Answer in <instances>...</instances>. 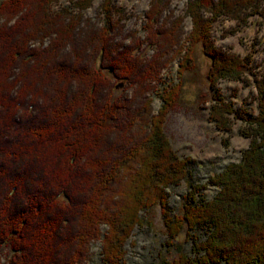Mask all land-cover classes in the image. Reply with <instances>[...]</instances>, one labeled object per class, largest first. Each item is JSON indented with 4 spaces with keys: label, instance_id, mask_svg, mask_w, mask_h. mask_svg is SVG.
<instances>
[{
    "label": "trees",
    "instance_id": "16d2710c",
    "mask_svg": "<svg viewBox=\"0 0 264 264\" xmlns=\"http://www.w3.org/2000/svg\"><path fill=\"white\" fill-rule=\"evenodd\" d=\"M60 1H0V264L3 248L9 264H85L99 239L104 260L124 264L123 245L156 205L167 244L185 229L192 241L191 254L164 264H264V77L255 80L257 114L227 101L219 81L243 80L253 60L212 36L220 18L242 27L264 16V0H186L183 15L172 0H151L145 38L126 45L116 38L123 15L113 0H102L100 23L84 18L94 0ZM200 45L211 59V121L228 132L241 119L251 141L239 162L191 184L173 215L167 188L188 177L193 159L177 154L164 125ZM174 62L176 81L160 87ZM152 94L162 101L157 111ZM208 185L219 188L211 199Z\"/></svg>",
    "mask_w": 264,
    "mask_h": 264
},
{
    "label": "rangeland",
    "instance_id": "374dc122",
    "mask_svg": "<svg viewBox=\"0 0 264 264\" xmlns=\"http://www.w3.org/2000/svg\"><path fill=\"white\" fill-rule=\"evenodd\" d=\"M150 2L151 0H113L114 6L123 15L121 27L116 32L117 40L124 39L126 45L133 39L134 34L142 39L145 38L144 18ZM101 3L102 0H94L93 5L85 11L84 18L100 23L103 17L100 13ZM60 4L69 5L66 0H61ZM185 5L186 0H172L170 8L175 15H183ZM232 28L238 31L236 30L235 34L225 33ZM190 29L191 21L188 17L185 19L184 32L187 34ZM212 36L217 46L242 56H251L252 66L243 80L222 79L217 86L225 99L233 102L236 108L257 114L255 80L264 77V16H253L248 25L242 27H237L234 20L220 18L213 26ZM145 47L142 53L150 58L153 50ZM210 62L211 59L203 53L201 45L198 46L195 62L197 67L185 73L180 98L175 109L168 114L164 125L165 133L177 154L193 159L188 167V177L179 184L167 188L173 215L182 213L186 201L185 196L191 190V184H203L210 176L220 173L229 163L239 162L251 141L249 137L241 134L240 130L244 126L241 119L232 118V129L228 132L218 129L211 121L209 113L212 94L206 79ZM177 67V62H174L171 67L162 72L160 87L175 80ZM104 72L112 76L108 68H105ZM123 89L122 85L117 86L116 93L122 94ZM124 93L129 94L130 90ZM151 96L153 110L157 111L162 101L157 95L152 94ZM218 191V187L208 185L202 193L207 199H211ZM141 216L145 223L142 226H136L123 245L124 264H164L166 260L176 259L180 253L191 254L192 241L188 239L186 229L174 239L175 244H167V229L162 208L159 205L149 211H143ZM106 229L107 227L103 225L102 232ZM203 231L200 229L198 233L203 235ZM10 255L9 249L3 248L1 256L5 264H9ZM85 264H110L103 258L100 239L91 243Z\"/></svg>",
    "mask_w": 264,
    "mask_h": 264
},
{
    "label": "bare ground",
    "instance_id": "6f19581e",
    "mask_svg": "<svg viewBox=\"0 0 264 264\" xmlns=\"http://www.w3.org/2000/svg\"><path fill=\"white\" fill-rule=\"evenodd\" d=\"M2 21H3V20H2ZM150 25L152 26V24H150ZM150 30H151V29H150ZM52 43H53V42H52ZM120 43H121V42H120ZM8 47H9V46H8ZM47 47H48V46H47ZM112 47H114V46H112ZM5 49H6V48H5ZM46 50H48V49H46ZM34 54H35V53H34ZM39 54H40V53H39ZM39 57H40V56H39ZM96 58H97V57H96ZM60 60H61V59H60ZM64 60H65V59H64ZM18 65H19V64H18ZM66 68H67V67H66ZM39 69H40V68H39ZM55 69H56V68H55ZM37 70H38V69H37ZM34 74H35V73H34ZM38 76H39V75H38ZM31 77H32V76H31ZM31 77H30V78H31ZM39 77H40V76H39ZM36 78H37V77H36ZM44 83H45V82H44ZM41 85H42V83H41ZM23 90H24V89H23ZM23 90H22V91H23ZM79 114H80V113H79ZM20 192H21V191H20ZM10 199H11V198H10ZM30 212H32V211H30ZM4 219H5V218H4ZM197 220H198V219H197ZM26 223H27V222H26ZM28 223H29V222H28ZM20 228H21V227H20ZM16 230H17V229H16ZM19 230H20V229H19ZM19 230H18V231H19ZM232 264H233V263H232Z\"/></svg>",
    "mask_w": 264,
    "mask_h": 264
}]
</instances>
